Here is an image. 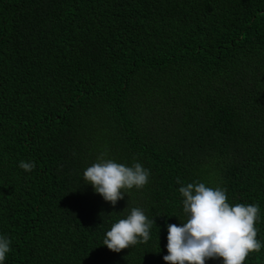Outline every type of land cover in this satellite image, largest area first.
Instances as JSON below:
<instances>
[{"label":"trees","instance_id":"16d2710c","mask_svg":"<svg viewBox=\"0 0 264 264\" xmlns=\"http://www.w3.org/2000/svg\"><path fill=\"white\" fill-rule=\"evenodd\" d=\"M104 151L150 170L114 207L83 182ZM191 182L259 205L264 264V0H0L3 264H165ZM133 207L151 239L112 252Z\"/></svg>","mask_w":264,"mask_h":264},{"label":"clouds","instance_id":"9594fccd","mask_svg":"<svg viewBox=\"0 0 264 264\" xmlns=\"http://www.w3.org/2000/svg\"><path fill=\"white\" fill-rule=\"evenodd\" d=\"M107 151L96 157V162L83 173V182L105 202L123 200L129 190H142L149 182L150 170L139 162L131 166L107 158ZM25 172L35 169V162L21 161ZM177 184L181 180L177 178ZM226 189L207 187L202 182H191L179 188L183 197L186 220L180 225H167V252L165 264H205L209 259H221L223 264H243L249 253H257L262 244L255 227L259 205L227 202ZM155 220L149 219L140 207H133L126 218L111 225L103 239V246L120 253L130 246L146 244ZM11 240L0 236V264L12 249Z\"/></svg>","mask_w":264,"mask_h":264}]
</instances>
